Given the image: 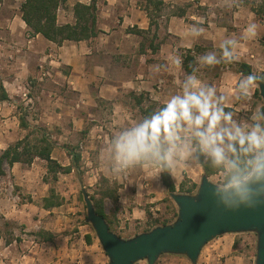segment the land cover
<instances>
[{"label": "crops", "instance_id": "crops-1", "mask_svg": "<svg viewBox=\"0 0 264 264\" xmlns=\"http://www.w3.org/2000/svg\"><path fill=\"white\" fill-rule=\"evenodd\" d=\"M24 1L0 0V86L9 97V101H0V152L25 137L27 130L20 127L23 119L29 129L47 128L45 135L54 145L51 157L63 167L71 163L66 147L77 136L81 137L83 158L95 157L102 151L114 154V138L123 130L134 127L138 117L142 118L147 112L146 102H132L131 95L139 99L147 97L160 107L171 95L180 92L188 74L183 64L178 67L171 63L173 55H179L183 63L182 53L191 50L197 62L199 56L213 52V49L220 50L221 42L231 37L239 40L237 62L252 66L255 72L256 61L261 56L257 39L260 27L255 39L245 40L241 37L249 23H240L235 16L233 23L211 20L205 23L204 18L192 8L173 14L165 23L151 27L146 12L136 0H101L97 25L100 36L89 41H65L58 45L30 33L21 14ZM163 1L174 9L176 4L194 3L197 8H207L217 2ZM90 2L67 0L66 8L70 10L77 3L88 5ZM58 24L73 23L67 19ZM193 24L204 29L201 36L190 35L189 29ZM138 31L147 33L141 35ZM197 47H200L199 51ZM155 65H167V70L156 72ZM204 68L203 75L197 71L198 78L216 86L218 94L227 97V108H233L237 102L235 86L242 74L229 67L221 68L210 81L207 76L209 69L214 67ZM70 94L75 96L73 100ZM104 103L110 106L108 113L103 108ZM16 104L25 106V114L19 110L22 105ZM54 129L57 134L50 133ZM4 141L9 142L4 144ZM46 165V161L36 158L31 165L17 163L6 171L9 177H13L11 186L19 187L30 200L23 202L17 195L12 203L5 194H1L0 216L7 221L23 222L27 226L25 232L38 233V237L36 240L12 239L10 244H6L5 233L4 236L0 233V264H102L106 254L89 232H83V227H79L78 237L69 232L70 220L61 211L63 206L52 210L36 206L39 199L48 196L50 184L43 182L42 178L47 173ZM201 172V166L194 160H177L172 178L176 186L184 176L199 185ZM158 175L155 169L138 166L128 175L117 178V204L122 223L149 218L143 204H150L149 210L153 215L162 210L159 203L167 191L161 183V174ZM35 209L42 216L39 220L33 215ZM44 214L51 217L42 219ZM32 221L36 223L35 227ZM40 232L45 236L41 237ZM13 234L17 237L16 231ZM172 261L162 257L159 264Z\"/></svg>", "mask_w": 264, "mask_h": 264}, {"label": "clouds", "instance_id": "clouds-1", "mask_svg": "<svg viewBox=\"0 0 264 264\" xmlns=\"http://www.w3.org/2000/svg\"><path fill=\"white\" fill-rule=\"evenodd\" d=\"M241 3L242 0H225L228 8ZM259 27L250 22L241 38L255 39ZM203 32L198 24L189 29L193 37ZM238 45V39L226 38L219 46V56L208 52L199 56L197 63L200 67L231 64L237 60ZM171 63L182 66V59L173 55ZM162 69L166 71L167 65L154 66L156 72ZM197 71L193 67L192 73L185 76L180 92L114 138L110 171L119 178L140 166L172 176L177 160L191 159L199 164L203 155L222 174L221 181L211 189L217 207L235 212L264 206V108L257 107L249 121L239 122L233 111L226 110L227 97L218 94L216 86L202 82ZM262 83L264 72L242 76L235 86V100H250Z\"/></svg>", "mask_w": 264, "mask_h": 264}, {"label": "rangeland", "instance_id": "rangeland-1", "mask_svg": "<svg viewBox=\"0 0 264 264\" xmlns=\"http://www.w3.org/2000/svg\"><path fill=\"white\" fill-rule=\"evenodd\" d=\"M215 1L216 0H213V2ZM136 2L143 10L144 2L138 0H136ZM24 3L25 1L23 2V4ZM66 4L67 1L62 3L61 7L57 12V19H58L57 23L58 22L64 23L65 20L67 21L68 19L72 21L73 24H75L74 6L76 4L70 10L66 8L67 7ZM98 4L101 6V0L99 1ZM188 8H192L196 12V14L201 15L202 18H204L205 23H207V21L209 20L215 23H233L234 16L237 17L236 19L240 23L256 22L260 26V34L259 36H257V39L259 42L258 46L261 51L260 54L261 56H259V58L256 61L255 72H264V0H242V3L239 7H233V8L226 7L225 0H217L216 3H213L210 7L207 8H197V6L194 3H183V4H176L174 9L171 7V4L164 3L163 10L161 11V13H157L155 16L158 23H165L167 19H169V17L172 16L173 14H179L183 10H188ZM197 10H199V12H197ZM97 16L99 23V9ZM91 45H93V42H91ZM196 50L199 51L200 47H197ZM213 52H215L218 56L220 55V50L213 49ZM182 55L184 57L186 53H182ZM238 63L241 62L234 61L231 64L221 63L219 65H216L213 69H209V73L207 76L208 80L213 81L215 76H217L220 73L221 68L226 69V67H229L230 70L237 71L239 69ZM197 66H198V72H202L201 74L203 75L204 74L203 72H205L204 67H200L196 61H194V63H192L191 65V67H197ZM256 90H258L259 92V88L254 90V94L252 95L250 100L237 101L234 102L236 105L233 108L231 109L226 108V110L233 111L235 113L234 118L241 123L249 121L252 113L256 110L257 107L264 108V100L260 97V94L258 97L255 96ZM69 96L72 100L75 98V96H73L72 94H70ZM135 100L136 97L131 95V101L134 102ZM143 101L146 102L145 106L147 107L146 111H148V114L147 112H145L143 113L142 118L138 117L136 124L139 123L144 117L151 114L154 110L159 108L158 105L154 104L147 97H143ZM17 105L18 106L22 105L20 107H22L23 109L19 107V110L22 111V115L25 114L24 112L25 106H23V104H16V106ZM103 108L105 112L108 113L110 106L104 103ZM38 129L42 131H37ZM45 130H47V128L46 129L40 128L39 126L36 128H30L26 131L25 137L30 134V141L34 143L36 140L41 139ZM50 133L57 134V130L56 129L51 130ZM80 138L81 137L79 136L75 137L74 140L72 141L73 143L69 145V147H73L77 149V151L81 154L82 150L80 148V143H81ZM8 142L9 141L6 142L4 141L3 143L6 144ZM1 154L2 152H0V155ZM113 156L114 154L111 151H102L101 153L98 152V155L90 158L88 157L83 158L82 156L79 164V170H74L71 174H60L58 175L57 181H53L52 175L48 173L43 174L42 177L43 182H45L44 179H46L48 184H50V187L48 188L49 189L48 196L50 195V190L53 189L55 191V195L59 197L63 202L62 204L63 207L61 211H64L63 212L64 215L68 217V219L70 220L69 232L74 237H78L80 236V231H81L79 227H83L82 231L89 232L91 236L94 237L96 244H98L99 246H101V244L96 236V233L92 225L87 222V209L82 191L85 190L88 196L90 197V199L91 197H93L94 199H101L103 197V194L107 190L118 191L119 182L117 180V177H114L110 171L111 166L114 162ZM4 168L5 171H8L9 169L8 165L6 164ZM46 171H47V165H46ZM200 174L201 177H203V175H206L203 172V168ZM208 178L209 181L215 185L221 181L222 174L216 172L215 174L208 176ZM12 181H13V177H9V174L7 173L5 176L0 177V195L5 194L7 198L11 199L12 203H14L13 197L17 195L20 196L21 201L23 202H25L26 199L30 200L29 196L28 197L24 196V194L20 192L21 189L19 187L11 186ZM177 185H178L177 186L178 190L175 194H185V193H181L179 189L183 187L184 190H188L189 188H191L192 183L187 178V176H184L181 183ZM197 189L191 194H186V195H191V196L195 195L197 193ZM170 195L166 192V197L163 199V201L159 203L161 204L162 210L157 212L156 215H153L150 212L149 210L150 204H143L142 207L147 210L148 214L150 215L149 218L143 221L126 220L123 223H122L123 220H120L119 218L121 216L119 206L117 204L119 200L115 202L111 199H105L104 209L108 217V221L107 220L106 221L109 224L110 230L113 231L115 234H117L120 238L124 240H128L134 238L135 236L141 233H145L146 230L151 229V227L154 225V221H160V222L169 221L170 222L169 224H172L173 222H175L177 218L178 208L171 199ZM43 199H39L38 202L36 203V206H38L39 208H43ZM17 201L21 203L20 200ZM32 212L36 220L41 219L40 217L42 216H40L41 214L39 213V210L35 209ZM26 217L28 218V216ZM50 217L51 215L44 214V217L42 219L48 220ZM31 223L32 226L35 227L36 223L34 221H32ZM26 227L27 226L23 222L7 221L0 216V233L3 236L5 233L6 236L4 237L6 241H10L12 239H18L19 241H22L23 239L36 240L38 237V233L31 234L25 232ZM13 231H16L17 237L13 234ZM41 237L44 236L41 235ZM257 243H258V237L255 232L228 233L221 235L215 238L214 240H212L211 242H209L202 249L197 264H256ZM101 249L104 252L102 246ZM162 257L168 259L171 258L173 260L171 263L173 264H192V262L186 256L165 254L162 255L160 258ZM159 259L156 264H159ZM108 263H109V259L106 255V259L103 261L102 264H108ZM136 264H148V263L146 260H143Z\"/></svg>", "mask_w": 264, "mask_h": 264}, {"label": "water", "instance_id": "water-1", "mask_svg": "<svg viewBox=\"0 0 264 264\" xmlns=\"http://www.w3.org/2000/svg\"><path fill=\"white\" fill-rule=\"evenodd\" d=\"M264 100V83L259 88ZM214 184L203 175L195 195L171 194L178 208L172 224L124 240L110 230L106 219L97 214L85 190L82 191L90 223L109 259L108 264H136L146 260L156 264L165 254L186 256L197 264L202 249L215 238L228 233L255 232L258 237L256 264H264V206L225 211L217 207L211 194Z\"/></svg>", "mask_w": 264, "mask_h": 264}, {"label": "trees", "instance_id": "trees-1", "mask_svg": "<svg viewBox=\"0 0 264 264\" xmlns=\"http://www.w3.org/2000/svg\"><path fill=\"white\" fill-rule=\"evenodd\" d=\"M67 0H25V3L21 7L22 19L26 23L33 35H41L45 39L55 43L62 44L65 41L81 42L89 41L98 37L100 30L98 29V3L100 0H91L90 4L77 3L74 6V17L75 24L58 25L57 23V12L61 7L62 3ZM144 2L143 10L146 12L149 18L151 27L158 23L156 19V14L161 13L163 10L164 3L161 0H138ZM159 17V16H158ZM147 32L138 31V34H146ZM151 47H153L151 45ZM186 55L183 57V69L187 74L192 73L195 58L191 50L185 51ZM239 69L238 73L242 76H246L253 72L252 66L241 62L238 63ZM255 96H259L258 90L255 91ZM0 101H9V97L0 86ZM138 103L143 101L142 96L136 98ZM148 114V111H147ZM150 115V114H149ZM148 115V116H149ZM20 127L22 129L28 130L29 125L23 119L20 120ZM36 130V129H35ZM37 131H42L38 129ZM54 145L51 139L43 133L41 139L36 140L34 143L30 141V134L27 135L22 140L17 141L15 144L11 145L8 149L2 152L0 155V177L6 175L5 164L12 168L14 164L20 163L24 165H31L36 158H40L47 163V173L52 175V180L57 181L58 175L60 174H71L74 170H79V164L81 161V154L77 149L73 147H66L67 154L70 157V165L63 167L57 161L53 160L51 157ZM199 166L203 168L204 174L211 176L217 171L211 167V160L207 159L203 155L199 158ZM161 183L165 187L167 193L173 194L177 192V186L175 185L173 178L169 174H161ZM46 183L47 180L44 179ZM198 185L193 184L188 190H184L183 187L179 189L181 193L191 194L197 189ZM118 191L107 190L101 199L91 200L94 203L97 214L103 216L107 221L108 217L104 209V200L111 199L113 201H118ZM62 200L55 195L53 189L50 190V195L43 199V209L52 210L62 206ZM169 221H154V225L151 227L165 226L169 224ZM146 230L145 232L150 231ZM39 234L45 236L43 232ZM87 242L90 243V237H86ZM10 241H6V244H10Z\"/></svg>", "mask_w": 264, "mask_h": 264}]
</instances>
